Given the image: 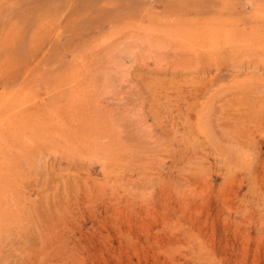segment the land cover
<instances>
[{"label": "rangeland", "instance_id": "obj_1", "mask_svg": "<svg viewBox=\"0 0 264 264\" xmlns=\"http://www.w3.org/2000/svg\"><path fill=\"white\" fill-rule=\"evenodd\" d=\"M0 264H264V0H0Z\"/></svg>", "mask_w": 264, "mask_h": 264}]
</instances>
